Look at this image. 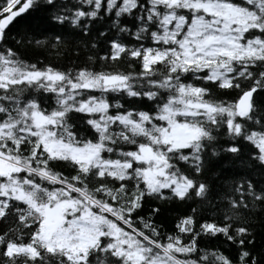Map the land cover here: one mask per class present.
Wrapping results in <instances>:
<instances>
[{
    "label": "snow or ice",
    "instance_id": "1",
    "mask_svg": "<svg viewBox=\"0 0 264 264\" xmlns=\"http://www.w3.org/2000/svg\"><path fill=\"white\" fill-rule=\"evenodd\" d=\"M0 264H264V0H0Z\"/></svg>",
    "mask_w": 264,
    "mask_h": 264
},
{
    "label": "trees",
    "instance_id": "2",
    "mask_svg": "<svg viewBox=\"0 0 264 264\" xmlns=\"http://www.w3.org/2000/svg\"><path fill=\"white\" fill-rule=\"evenodd\" d=\"M43 25L42 21V14H37L32 17H28L27 19L21 21L20 25H17V29L23 27V26H29L34 28H40Z\"/></svg>",
    "mask_w": 264,
    "mask_h": 264
}]
</instances>
